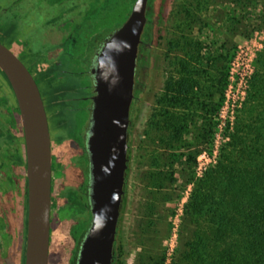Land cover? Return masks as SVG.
Instances as JSON below:
<instances>
[{"label":"rangeland","instance_id":"1","mask_svg":"<svg viewBox=\"0 0 264 264\" xmlns=\"http://www.w3.org/2000/svg\"><path fill=\"white\" fill-rule=\"evenodd\" d=\"M30 3L36 9L28 15L24 6ZM156 4L144 34L153 46L142 49L131 109L118 264H193V243L214 235L212 196L219 182L229 176L239 179L264 159V0ZM71 6V0H0V41L28 66L48 104L53 157L49 264H77L91 223L89 156L67 135L64 103L50 77L51 60L41 56L58 42L52 32L66 16L58 13ZM100 17L94 12L77 16L83 25L73 34H83ZM104 18L102 36L121 16ZM14 20L19 23L12 27L8 23ZM30 28L36 29L32 39ZM59 59L69 67L65 55ZM68 78L87 86L90 82L87 75ZM0 106L18 140L17 103L2 73ZM23 151L24 166L6 167L0 175V264H21L25 257V145ZM15 174L19 186L12 182ZM199 192L203 199L197 198Z\"/></svg>","mask_w":264,"mask_h":264},{"label":"water","instance_id":"2","mask_svg":"<svg viewBox=\"0 0 264 264\" xmlns=\"http://www.w3.org/2000/svg\"><path fill=\"white\" fill-rule=\"evenodd\" d=\"M147 2L137 0L125 22L105 39L93 69L96 93L87 140L91 223L81 242L77 264L114 262ZM0 69L14 91L24 128L28 180L24 264H49L53 157L48 113L35 76L17 53L1 41Z\"/></svg>","mask_w":264,"mask_h":264},{"label":"flooded vegetation","instance_id":"3","mask_svg":"<svg viewBox=\"0 0 264 264\" xmlns=\"http://www.w3.org/2000/svg\"><path fill=\"white\" fill-rule=\"evenodd\" d=\"M136 1L137 0H71L72 6L68 9H65L63 12L58 13L60 15H66V16L63 19H61L59 22H57V25L55 26V29H53L52 32L55 33L58 42H55V44H53L51 49L46 51L45 54L41 55L42 58H44L45 60L47 61L51 60L50 77L56 82V85H54L53 87H57L58 92H60L59 99H61L64 103V106L61 109V111L63 117L68 122L67 135H69L70 138L73 137L77 139L84 146L85 151L87 152L86 154H88L87 140L89 135V129L91 126L93 96L96 93L95 92L96 80H95V72L93 71V69L97 66V56L104 44L105 39L117 28H119L128 18V16L131 14ZM101 2H103L104 4L99 6ZM30 4L31 5L25 4L24 6L25 14L29 15L35 13L36 7L33 5L34 3H30ZM47 7L50 8L51 7L50 4ZM157 8L158 7L156 4V0H148L147 9H146L147 22L142 34V41L139 45L136 76H135V86L137 82V72L140 66V58H141L140 56L142 55V49L143 47H147L150 49L153 46L151 42H147L144 34L151 24V14L154 11H156ZM22 9L24 8L22 7ZM37 9L38 10L42 9L43 11L42 13L50 12L47 11V9H45L44 6L41 7L39 6V8ZM92 12H94V14L96 15L101 16L100 19L101 18L102 19L94 20L92 22L91 27L89 26L86 30H84L83 34L82 33L73 34L74 31H77L79 29L81 30L82 29L81 27L83 25L81 24V21H77L78 19L77 16L85 15V14L89 15ZM67 14L70 16H68ZM117 14L121 16L119 22L116 24L114 28L105 32V34L102 36V34L99 33V30L102 26L106 24V19L104 17L107 15L109 16V15H117ZM18 23L19 20H14L12 22H9L8 24L14 27L15 24ZM66 25L68 27L70 26V29L66 30L65 29ZM30 29L31 30L29 31V36L32 39L36 35L35 34L36 29L35 28H30ZM50 33L51 32H49V34ZM100 34L101 36H99ZM66 46L68 47L66 48ZM60 55H65L69 67L64 66V61H61L59 59ZM56 73H58V75H55ZM69 75H73L79 79H81L84 75H87L89 77L90 82L88 86L87 84L77 83L71 80L70 78H68ZM83 89L85 90L88 89L89 92L87 94H81ZM43 93L44 92H41L47 110L48 104L46 103V99L44 98L45 96ZM77 101L80 102L81 106L79 105L77 106L75 104L77 103ZM82 101L86 102V104L82 105L81 103ZM16 103H17L16 110L19 115L21 131H22V135L17 136L18 140L14 139V137L11 135L8 119L6 118L8 116L4 111H2V107L0 106V119L5 124V129L9 134V141H10L9 150L7 151V156L4 159L0 160V175L3 173V170L6 167L12 169L15 164L19 167L24 166L23 145L20 147V151H19V143L25 145L24 128L22 124V119H21V114L17 99H16ZM10 120L14 121L13 118H10ZM71 123L74 125V130L72 132H70L69 130V126L72 125ZM51 138H52V134H51ZM25 164L27 167V161ZM89 172H90V166H89ZM16 176H17L16 174L15 176L12 175V180H13L12 182H14L15 186H19ZM25 177H26L25 186L27 188L28 180L26 174ZM0 186H4L2 184L1 178H0ZM89 186H90V176L88 181V197L90 199ZM27 199H28V192H27ZM88 227H86L85 229L83 239L88 230ZM25 242H26V233H25ZM21 264L23 263L21 262Z\"/></svg>","mask_w":264,"mask_h":264},{"label":"trees","instance_id":"4","mask_svg":"<svg viewBox=\"0 0 264 264\" xmlns=\"http://www.w3.org/2000/svg\"><path fill=\"white\" fill-rule=\"evenodd\" d=\"M0 73L4 74L1 69ZM69 130H74L73 124ZM9 144V134L0 119V160L7 156ZM22 145L24 148V144L19 143V151ZM241 174L239 179L229 176L219 182L218 191L212 196L214 235L207 237V241L200 237L199 242L193 243L196 248L193 264H264V159L258 161L257 168ZM24 191L27 194L26 186ZM196 196L203 199L200 192ZM125 201L126 192L123 204ZM203 206L204 203H200L199 207ZM23 208L27 212L26 201ZM121 253L116 238L113 264L119 263ZM22 258L24 264L25 257Z\"/></svg>","mask_w":264,"mask_h":264}]
</instances>
